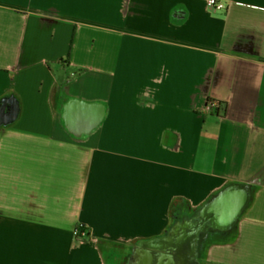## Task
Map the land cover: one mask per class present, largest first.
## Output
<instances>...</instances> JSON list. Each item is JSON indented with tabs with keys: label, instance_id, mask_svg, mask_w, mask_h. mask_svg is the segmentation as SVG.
Returning <instances> with one entry per match:
<instances>
[{
	"label": "crops",
	"instance_id": "crops-1",
	"mask_svg": "<svg viewBox=\"0 0 264 264\" xmlns=\"http://www.w3.org/2000/svg\"><path fill=\"white\" fill-rule=\"evenodd\" d=\"M221 1L0 0V264H126L233 181L252 201L202 264H264V0Z\"/></svg>",
	"mask_w": 264,
	"mask_h": 264
},
{
	"label": "water",
	"instance_id": "water-1",
	"mask_svg": "<svg viewBox=\"0 0 264 264\" xmlns=\"http://www.w3.org/2000/svg\"><path fill=\"white\" fill-rule=\"evenodd\" d=\"M7 98L1 103L5 104ZM92 103L70 102L65 110L78 113L84 118L86 105ZM65 111V112H66ZM104 114L97 121L101 123ZM254 195V187L250 182L233 181L225 184L208 199L191 212L178 211L172 225V231L164 236L150 240H140L138 244H148L154 239L163 240L164 245H154L153 248L137 253L134 250L129 256L128 264L137 258L138 264H181L177 261L179 253L186 251L189 256L183 264H200L204 241L209 235H225L232 231L244 210L249 206ZM165 239V240H164Z\"/></svg>",
	"mask_w": 264,
	"mask_h": 264
},
{
	"label": "flooded vegetation",
	"instance_id": "flooded-vegetation-1",
	"mask_svg": "<svg viewBox=\"0 0 264 264\" xmlns=\"http://www.w3.org/2000/svg\"><path fill=\"white\" fill-rule=\"evenodd\" d=\"M61 75L63 76L62 83H61V86H60L61 92L65 93L66 95H68L66 99L69 98V101L74 100L73 94H72V92H70L71 91V86H70L71 78H70V76L67 75V72H63L62 74H60V76ZM64 109L65 108H62V106H61V107L58 108V111H57V112H59V119H60L59 121L61 122V124H63L66 127V129L71 132V134H73V133L75 135L80 134V135H77V137L79 139L86 138L85 136H87L88 134L85 135L83 133L88 132V129H86V128H77V127H74L71 123H69V118H67V116H66L67 113L65 112ZM67 115L69 116L70 114H67ZM67 119H68V121H67ZM195 209L196 208H188V207H184V206H182V207L179 206L173 212L172 221L169 223V225L160 234L155 235V236H151V237H148V238H143V239H140V240H150V239L157 238L159 236H164V235L168 234L169 232L172 231L171 230L172 229V225H173V222L175 220V217H176V214H177L178 211H181L182 213H184V212L187 213V212H191V211H193ZM217 235H219V234L209 235L206 238V240L204 241L200 257H198L200 264H202V260L201 259H202V256H203L204 248L206 247V245L209 242V240L212 239L214 236H217ZM140 240H137V241L133 242V244L131 245V248H130L129 256L135 250L137 251V253H142L141 249H142V251H144L145 247H151V249H152L154 245H157V244L158 245H164L163 240H160V239H154L153 242L151 241L148 244H145V243L138 244V242ZM134 247H135V250H134ZM189 254L186 251L179 253L178 256H177V261L180 262L181 264H183L184 261L187 260L186 256H189ZM129 256H128L126 264H128ZM130 264H138L137 258H134V260Z\"/></svg>",
	"mask_w": 264,
	"mask_h": 264
},
{
	"label": "built area",
	"instance_id": "built-area-1",
	"mask_svg": "<svg viewBox=\"0 0 264 264\" xmlns=\"http://www.w3.org/2000/svg\"><path fill=\"white\" fill-rule=\"evenodd\" d=\"M206 4L208 7H211L215 10H226L228 6L224 1L221 0H206ZM75 230L82 234L86 233V228L82 225L77 226Z\"/></svg>",
	"mask_w": 264,
	"mask_h": 264
},
{
	"label": "trees",
	"instance_id": "trees-1",
	"mask_svg": "<svg viewBox=\"0 0 264 264\" xmlns=\"http://www.w3.org/2000/svg\"><path fill=\"white\" fill-rule=\"evenodd\" d=\"M206 103L207 104L210 103L211 105L216 104L218 107L220 106L223 107L224 110L226 109V105H227L226 101L213 98V97H207ZM254 180L257 182L260 181V176H256Z\"/></svg>",
	"mask_w": 264,
	"mask_h": 264
},
{
	"label": "rangeland",
	"instance_id": "rangeland-1",
	"mask_svg": "<svg viewBox=\"0 0 264 264\" xmlns=\"http://www.w3.org/2000/svg\"><path fill=\"white\" fill-rule=\"evenodd\" d=\"M66 58L65 59H64V57L61 58V61L64 62L66 60ZM51 67H52L53 72L57 73L58 75L62 74L60 71V66L57 63L52 62Z\"/></svg>",
	"mask_w": 264,
	"mask_h": 264
}]
</instances>
